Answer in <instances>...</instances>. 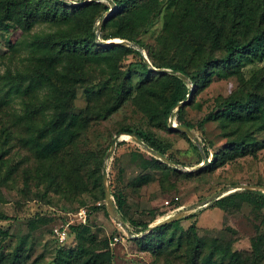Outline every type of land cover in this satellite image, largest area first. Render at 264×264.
I'll return each mask as SVG.
<instances>
[{
  "label": "trees",
  "instance_id": "16d2710c",
  "mask_svg": "<svg viewBox=\"0 0 264 264\" xmlns=\"http://www.w3.org/2000/svg\"><path fill=\"white\" fill-rule=\"evenodd\" d=\"M73 1L0 0L1 33L12 24L24 32L38 22H46L57 28L53 32L35 35L29 43L28 46L39 53L35 71H8L0 75V80L8 86L9 94H28L45 89L48 100H51L47 105L38 104L27 112V135L19 138L21 145L37 161L36 169L44 185L41 196H45L46 190L54 191L58 187L73 194L88 190L80 172L83 170L85 177L94 188H98L104 199L101 162L107 148L99 157L93 152L86 155L76 153L74 145L81 132L91 121L108 117L128 99L147 122L156 127L177 131L168 126V119L171 118L175 125H184L191 130L192 125L181 120L191 95L207 86L220 71H238L244 62L264 58V0H112L115 9L102 24L99 39L107 41L118 38L138 44L154 68H168L186 75L193 84L189 98L190 87L185 81L174 74L150 70L137 49L120 43L103 44L96 40L98 22L110 9L108 1ZM160 16L163 20L161 32L154 43L145 42L141 33L146 32ZM129 54H133L136 61L129 62L125 68H117L122 58ZM60 64L69 70V74H57L56 66ZM86 64L106 65L110 83L88 90L89 103L77 113L70 105L74 96L72 83H81L86 79ZM59 78H63L65 84L59 82ZM240 82V89L223 97L217 104V110L200 121L216 120L223 130L231 126L234 134L212 153L205 167L183 172L152 156L153 161L148 168L161 170L165 176L181 174L188 178L264 148V71L256 70L247 80L240 79ZM187 98L174 112L177 104ZM50 108L52 112L42 123L31 122L35 114L42 115ZM122 132L135 134L146 146L179 163L166 153L168 147L148 131L122 126L116 134ZM185 138L191 142L187 135ZM122 142L117 140L115 146ZM192 146L197 149L194 144ZM201 149L207 158V145L202 143ZM63 154L69 155L67 163L70 168L65 174L62 173ZM202 160L199 153L198 163ZM86 164H92V167L85 169ZM60 171L63 177L59 176ZM151 178L152 175L144 171L134 177L131 184L137 187L148 183ZM58 179L64 181L59 183ZM108 190L120 220L132 225L131 235L141 233L150 223L156 222L155 216L148 221L130 219L123 190L112 187ZM243 202L264 204V194L247 189L235 190L214 200V205L227 211L239 208ZM93 208H102L107 214L103 203ZM192 216L189 214L187 218ZM6 219L9 217L0 213V220ZM178 228L179 221L175 220L156 226L141 236H134L132 240L142 249L154 253L176 251L181 247V237L175 239ZM69 231L85 234L87 245L67 248V257L61 264L109 262L111 254L108 245L99 246L87 225L81 222L70 224ZM186 234L185 264H264V238L261 236L251 240L249 259L231 250V239L198 236L194 222L188 225ZM9 236L7 230L0 228V264H27L31 244L26 245L22 238L11 250L4 252Z\"/></svg>",
  "mask_w": 264,
  "mask_h": 264
},
{
  "label": "rangeland",
  "instance_id": "374dc122",
  "mask_svg": "<svg viewBox=\"0 0 264 264\" xmlns=\"http://www.w3.org/2000/svg\"><path fill=\"white\" fill-rule=\"evenodd\" d=\"M162 22L160 16L146 32L141 33V38L147 43H154L156 36L161 32ZM56 29L52 24L38 22L27 32L14 24L7 31L0 32V75L8 71L12 73L35 71L38 67L39 53L28 45L35 35L53 32ZM119 40L114 38L109 41ZM120 44L132 47L125 43ZM135 61L136 57L129 54L123 57L116 67L125 68L129 62ZM84 67L87 71L86 79L81 83H72L74 96L70 105L77 113L89 103L88 90L96 89L100 84L102 86L110 83L106 65L86 64ZM256 70L264 71V58L244 62L238 71H220L213 76L207 86L191 95V101L181 116V120L184 119L192 125L194 137L190 139L191 142L187 141L180 131L170 132L147 122L129 99L108 117L91 121L76 141L74 145L76 153L86 155L93 152L97 157L105 148L106 151L109 149L114 136L123 141L114 147L106 159L105 151L101 171L103 165L108 188H120L125 193L126 211L130 219L148 221L151 216H155L157 221L180 209L193 208L178 219L179 228L175 231V239L181 237V247L176 251L169 250L161 254L139 247L132 240L137 234L131 235L132 225L129 222L118 225L113 221L98 188L92 186L83 170L80 172L86 180L88 190L73 194L58 187L54 191L46 190L45 196H41L44 185L36 169L37 161L31 152L21 145L19 138L27 135L28 123L25 117L29 115L27 112L32 111L38 104L47 105L51 100H48L45 89L28 94L22 92L9 94L8 86L0 80V151H3L0 155V213L9 217L0 220V228L7 230L10 235L5 241L8 243L5 244L3 251L11 250L15 243L24 238L26 245L31 244L27 264H61L67 257V248L76 245L84 247L87 245V239L81 232L74 234L69 231L65 240L60 242L54 236L53 228L66 222L70 224L81 222L78 220L77 212L83 209L86 218L81 223L89 227L99 246L105 243L108 245L111 256L107 264H185L186 228L192 222L196 225L198 236L206 239H231V250L250 259L251 240L257 236L264 238V204L243 202L239 208L227 211L215 206L214 200L200 207H197V204L219 192H224L221 195L223 196L235 190H243L239 187L240 184L264 187V148L253 154L228 160L210 171L205 168L206 170L201 173L188 178L181 174L165 176L161 170L154 171L148 168L153 161V155L133 137L116 134V131L122 126L148 131L163 146L168 147L166 153L178 161V165H181L180 162L184 163L188 165L184 167L189 169L197 168L202 162L198 163V159L199 153L202 158L204 156L201 149L204 143L209 151L207 164L212 153L219 150L234 134L231 132V126L223 130L216 120L203 123L200 121L208 113L217 110V104L223 97L241 88L240 79L247 80ZM56 71L59 76L61 73L69 74V70L61 64L56 66ZM59 82L65 84L63 78H59ZM188 86L190 87L189 84ZM47 111L42 115L35 114L31 122L42 123L44 118L49 117L52 109ZM68 156L63 154L61 157L63 174L70 168L67 163ZM91 167L92 164L85 165V169ZM144 171L152 175L150 181L137 187L132 186V179ZM59 176L63 177L61 171ZM58 181L61 183L64 179ZM247 190L264 194V191L254 188ZM165 201L169 203L165 204ZM102 203L107 214L102 208L92 209L93 206H100ZM189 214L193 216L187 218ZM114 236L117 237L116 241L112 239ZM204 252H207L206 249Z\"/></svg>",
  "mask_w": 264,
  "mask_h": 264
},
{
  "label": "water",
  "instance_id": "95a60500",
  "mask_svg": "<svg viewBox=\"0 0 264 264\" xmlns=\"http://www.w3.org/2000/svg\"><path fill=\"white\" fill-rule=\"evenodd\" d=\"M90 1H99V0H87L86 2H90ZM106 1L109 2L110 9L104 14V16L102 17V19L99 21V23L97 25L96 32H95V34H96V40L99 43H103V44H107V43H125L127 45H130V46L134 47L135 49H137L140 52V54H141L144 62L149 66V69L150 70L174 74L177 77L181 78L183 81H185L187 84H189L190 85V91H189V93L187 95L188 98H189V96L191 94V90H192L193 84H192V82L189 80V78L186 75H184V74H182V73H180V72H178L176 70H171V69H168V68H154L153 66H151L149 64L148 58H147V56L145 54V51L138 44H135V43H132V42H128L126 40H119V41H109V40H107V41H102V40L99 39L98 34L100 32V29H101L102 24L109 18L110 14L115 9V4H114V2L112 0H106ZM188 98L185 101L179 102L177 104L175 110H178V108L181 105H183L188 100ZM168 126L171 129H174V130H177V131H180V132L184 133L185 135H187V137L189 139H193V137H194V133L189 128H187L184 125H175L172 122V119L171 118L168 119ZM121 134H125V135H127L129 137H133V139L139 145H142L151 155H153L154 157L158 158L159 160H161L162 162H164V163H166V164H168L170 166H173V167H176V168H179V169H182V170L188 172V171L197 170L199 168H202V166L206 165V162L207 161H206V157L205 156H203V160H202V162L200 163V165L197 168L189 169V168L184 167L182 165H178L177 163H174L171 160H169L166 156L162 155L160 152H158L156 150H153L152 148L146 146L135 134H133V133H126V132H122ZM117 140H118V137L117 136H114L112 138L110 147H109V149L105 153V159L113 151ZM239 187H241L243 189H252V188H254V189H258V190L264 191V187H262V186H252V185H247V184H240ZM102 188H103L104 201H105V205H106L107 212L109 213L110 217L113 219V221L115 223H117L118 225H122V221L120 220V218L118 217V215L116 213V210H115L113 201L111 199V196H110L108 187L106 185V172H105V169H104L103 165H102ZM222 193H224V192H219L217 195H214L213 197H210V198L206 199L205 201H202V202L198 203L197 204V207L203 206V205L207 204L211 200L218 199L222 195ZM191 209H193V208L180 209L177 212L173 213L172 215L167 216V217H165L162 220H158V221L150 224L141 234H137L136 236L138 237V236H140V235L148 232L149 230H151L152 228H154L156 226H160V225L166 224L168 222H172V221L178 220L181 217H183L186 214L187 211H189Z\"/></svg>",
  "mask_w": 264,
  "mask_h": 264
},
{
  "label": "built area",
  "instance_id": "2783aa9c",
  "mask_svg": "<svg viewBox=\"0 0 264 264\" xmlns=\"http://www.w3.org/2000/svg\"><path fill=\"white\" fill-rule=\"evenodd\" d=\"M174 198L176 199L177 197H174ZM168 203H169V201H165V204H168ZM77 216H78V220H80L81 222H84L85 218H86V213L83 209H80L77 212ZM69 224H70L69 222H66L60 226L53 228V234L60 242L65 240V238L67 237ZM112 239H113V241H116L117 237L114 236V237H112Z\"/></svg>",
  "mask_w": 264,
  "mask_h": 264
},
{
  "label": "bare ground",
  "instance_id": "6f19581e",
  "mask_svg": "<svg viewBox=\"0 0 264 264\" xmlns=\"http://www.w3.org/2000/svg\"><path fill=\"white\" fill-rule=\"evenodd\" d=\"M128 138V137H127Z\"/></svg>",
  "mask_w": 264,
  "mask_h": 264
}]
</instances>
